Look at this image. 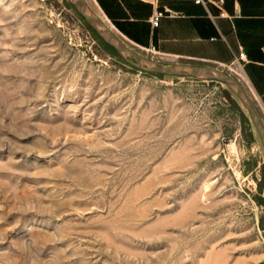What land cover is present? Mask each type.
Listing matches in <instances>:
<instances>
[{
  "label": "rangeland",
  "instance_id": "374dc122",
  "mask_svg": "<svg viewBox=\"0 0 264 264\" xmlns=\"http://www.w3.org/2000/svg\"><path fill=\"white\" fill-rule=\"evenodd\" d=\"M85 1L135 56L72 0H0V264H264L250 112L224 81L133 62L240 73L165 57Z\"/></svg>",
  "mask_w": 264,
  "mask_h": 264
},
{
  "label": "crops",
  "instance_id": "0c3cea01",
  "mask_svg": "<svg viewBox=\"0 0 264 264\" xmlns=\"http://www.w3.org/2000/svg\"><path fill=\"white\" fill-rule=\"evenodd\" d=\"M100 12L130 40L153 45L165 57L233 67L239 58L244 88L256 99L264 120V0H224L226 16L209 17L188 0H93ZM165 7L178 12L152 17ZM212 13L218 9L209 4ZM248 93V94H249Z\"/></svg>",
  "mask_w": 264,
  "mask_h": 264
},
{
  "label": "water",
  "instance_id": "95a60500",
  "mask_svg": "<svg viewBox=\"0 0 264 264\" xmlns=\"http://www.w3.org/2000/svg\"><path fill=\"white\" fill-rule=\"evenodd\" d=\"M79 11L84 15L88 22L96 28V30L104 37L106 41L112 44L121 54H129L130 57L135 56V53L127 48L121 39L107 26V24L94 14L88 7L85 0H72ZM133 62V61H131ZM133 64L149 71L158 72L161 74H172L177 76H192V77H207L226 82L240 97L243 105L250 112L255 128L264 141V126L261 117L244 86L225 74L222 70L211 66H193L189 64H147L143 66L139 63Z\"/></svg>",
  "mask_w": 264,
  "mask_h": 264
},
{
  "label": "built area",
  "instance_id": "2783aa9c",
  "mask_svg": "<svg viewBox=\"0 0 264 264\" xmlns=\"http://www.w3.org/2000/svg\"><path fill=\"white\" fill-rule=\"evenodd\" d=\"M188 1H192L196 4H201L203 5L206 10H207V14L209 15V17L211 18H215L217 16H226V12L224 11V8H223V2L224 0H188ZM209 4H214L217 9H218V12L215 14V13H212L209 9ZM163 15H168V16H176L178 15V12L172 10V9H169L167 7H165V9L161 10V11H157L155 13V15L152 17V24L153 25H157L158 24V21H159V18ZM244 56V53L243 52H240L238 54V56L235 58V64L233 65V67H230V69L236 71L237 73L240 72V62H239V58L243 57Z\"/></svg>",
  "mask_w": 264,
  "mask_h": 264
}]
</instances>
